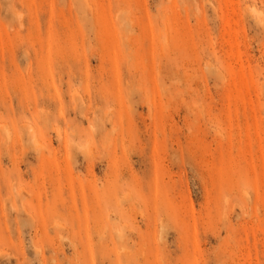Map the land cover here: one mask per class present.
I'll list each match as a JSON object with an SVG mask.
<instances>
[{
	"label": "rangeland",
	"instance_id": "1",
	"mask_svg": "<svg viewBox=\"0 0 264 264\" xmlns=\"http://www.w3.org/2000/svg\"><path fill=\"white\" fill-rule=\"evenodd\" d=\"M0 264H264V0H0Z\"/></svg>",
	"mask_w": 264,
	"mask_h": 264
}]
</instances>
